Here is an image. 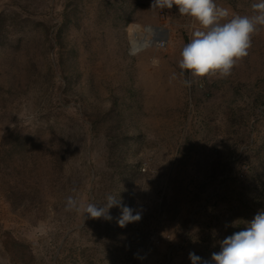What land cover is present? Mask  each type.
<instances>
[{"label": "rangeland", "instance_id": "1", "mask_svg": "<svg viewBox=\"0 0 264 264\" xmlns=\"http://www.w3.org/2000/svg\"><path fill=\"white\" fill-rule=\"evenodd\" d=\"M256 2L215 0L240 15ZM151 3L0 0V261L215 264L264 211V27L201 86L178 67L199 25ZM153 26L165 45L133 50ZM109 193L141 219L65 211Z\"/></svg>", "mask_w": 264, "mask_h": 264}, {"label": "clouds", "instance_id": "2", "mask_svg": "<svg viewBox=\"0 0 264 264\" xmlns=\"http://www.w3.org/2000/svg\"><path fill=\"white\" fill-rule=\"evenodd\" d=\"M176 6L181 16L199 25L180 51L178 67L197 78L225 79L249 55L252 38L264 27V0L251 5L252 15H240L218 6L215 0H152L151 10L172 9ZM174 73L171 79H175ZM187 82V81H186ZM120 208L117 219L123 228L141 219V213L122 204L119 193H109L101 204L67 197L65 211L93 219L111 220L109 210ZM135 213V214H134ZM237 221L232 226H236ZM220 251L213 252L215 264H264V211H258L247 222L245 230L233 233L220 242ZM191 264H209L194 252L189 253ZM0 264H6L0 261Z\"/></svg>", "mask_w": 264, "mask_h": 264}, {"label": "bare ground", "instance_id": "3", "mask_svg": "<svg viewBox=\"0 0 264 264\" xmlns=\"http://www.w3.org/2000/svg\"><path fill=\"white\" fill-rule=\"evenodd\" d=\"M146 31L150 35H152V37H146L144 36V34H140L139 32H137V34L133 32V39H132L133 50L142 49L145 46L151 45L155 39L164 38L166 36V31L160 27H154V26L146 27Z\"/></svg>", "mask_w": 264, "mask_h": 264}, {"label": "built area", "instance_id": "4", "mask_svg": "<svg viewBox=\"0 0 264 264\" xmlns=\"http://www.w3.org/2000/svg\"><path fill=\"white\" fill-rule=\"evenodd\" d=\"M150 37H152V35H150ZM156 42V43H155ZM156 44L157 46H160V47H163L164 45H165V41H164V39L163 38H160L159 40H157V41H153V43L151 44V45H153V44ZM207 77H205V78H200V83H199V85H203V79H206Z\"/></svg>", "mask_w": 264, "mask_h": 264}]
</instances>
